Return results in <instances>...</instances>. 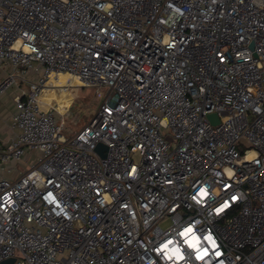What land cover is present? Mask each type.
<instances>
[{"label": "built area", "instance_id": "2783aa9c", "mask_svg": "<svg viewBox=\"0 0 264 264\" xmlns=\"http://www.w3.org/2000/svg\"><path fill=\"white\" fill-rule=\"evenodd\" d=\"M0 69V264H264V0H0Z\"/></svg>", "mask_w": 264, "mask_h": 264}, {"label": "rangeland", "instance_id": "374dc122", "mask_svg": "<svg viewBox=\"0 0 264 264\" xmlns=\"http://www.w3.org/2000/svg\"><path fill=\"white\" fill-rule=\"evenodd\" d=\"M0 73L2 74L1 70ZM66 82L67 79L64 78V83ZM42 97L49 104L58 106V120L64 125V133L66 135H74L81 127L87 124L95 111L99 109L102 100V96L96 90L80 88H74L68 92L51 91L44 93ZM106 150L107 148L102 144L97 147V151L102 155L105 154ZM12 166H17L18 169L7 174L9 178H15L20 172L25 170L26 163L25 161L13 162ZM2 173H0V176ZM168 225H170L169 221L162 223L161 227L166 229Z\"/></svg>", "mask_w": 264, "mask_h": 264}, {"label": "crops", "instance_id": "0c3cea01", "mask_svg": "<svg viewBox=\"0 0 264 264\" xmlns=\"http://www.w3.org/2000/svg\"><path fill=\"white\" fill-rule=\"evenodd\" d=\"M0 73V77L5 75V70ZM15 102L13 93H7L0 97V143H8L13 138L15 132L11 129L10 118L15 112Z\"/></svg>", "mask_w": 264, "mask_h": 264}, {"label": "bare ground", "instance_id": "6f19581e", "mask_svg": "<svg viewBox=\"0 0 264 264\" xmlns=\"http://www.w3.org/2000/svg\"><path fill=\"white\" fill-rule=\"evenodd\" d=\"M64 78L67 79V76H64V75L59 76V80H58L57 84H55V85H58V86L65 85V83H64ZM74 84H76V82H74ZM51 91L64 92V91H61V90L58 89V88H53V89H46V90H44V91L42 92V95H43L44 93L51 92ZM67 92H68V91H67ZM41 98H43V97H41ZM42 100H43V99H42Z\"/></svg>", "mask_w": 264, "mask_h": 264}, {"label": "water", "instance_id": "95a60500", "mask_svg": "<svg viewBox=\"0 0 264 264\" xmlns=\"http://www.w3.org/2000/svg\"><path fill=\"white\" fill-rule=\"evenodd\" d=\"M209 119L211 120V122L217 124L219 122L218 118L216 115H210L209 116ZM13 262V260L10 261V263ZM8 263V262H5V264Z\"/></svg>", "mask_w": 264, "mask_h": 264}]
</instances>
